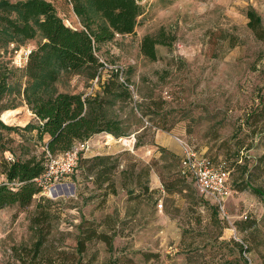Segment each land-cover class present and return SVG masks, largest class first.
Instances as JSON below:
<instances>
[{
	"label": "rangeland",
	"instance_id": "obj_1",
	"mask_svg": "<svg viewBox=\"0 0 264 264\" xmlns=\"http://www.w3.org/2000/svg\"><path fill=\"white\" fill-rule=\"evenodd\" d=\"M47 1L65 25L81 29L67 0ZM141 5L134 34L116 35L97 51L105 67L96 81L64 74L56 84L61 93L94 96L102 95L100 84L112 72L120 82H128L127 97L111 100L105 108L107 119L122 123L124 135L92 136L79 160L114 157L116 194L106 195V184L94 187V174L83 179L78 163L75 174L64 178L52 194L38 195L27 212L16 207L0 211V262L14 261L13 247L33 245L28 216L43 197L52 203L48 240L58 251L75 254L82 225L112 235V252L101 242L88 243L81 264L239 262L234 242L247 249L241 255L248 264H264V196L252 192L264 190V172L254 170L264 155V42L246 26V12L253 11L264 29V0H142ZM162 31L171 40L158 45L157 58L150 61L140 53V43ZM36 43L29 41L17 51L10 45L3 60L15 68L18 53ZM1 121L18 130H0V157L6 152L22 157L21 146L43 155L44 142L35 141V131L23 130L37 125L26 106L16 109L6 123ZM178 140L213 168L225 170L230 188L226 216L192 181L179 176ZM140 169H148V174L138 180ZM161 176L180 177L182 188L168 192ZM143 184L155 194H142Z\"/></svg>",
	"mask_w": 264,
	"mask_h": 264
},
{
	"label": "trees",
	"instance_id": "obj_2",
	"mask_svg": "<svg viewBox=\"0 0 264 264\" xmlns=\"http://www.w3.org/2000/svg\"><path fill=\"white\" fill-rule=\"evenodd\" d=\"M67 1L79 20V30L65 25L53 4L47 0H0V115L10 110L3 113L1 119L6 123L16 109L26 106L37 120V125L28 124L23 130L35 131V141L44 142L45 148L41 156L31 154L27 147L21 146L23 158H15L7 152L0 157V171L5 179L0 183V211L16 207L27 212L42 193L35 179L44 172L45 151L57 156L97 134L106 133L116 138L124 135L122 123L107 119L105 115V108L111 100H121L128 95L129 84L126 80L120 82L117 72H112L107 82L100 84L102 95L61 93L57 91L56 84L64 74H81L88 80L99 77L105 65L97 51L116 35L134 34L138 18L143 14L142 0ZM246 18L247 28L257 40L264 42L261 18L253 11H247ZM34 40H37L36 46L31 49L22 69L13 68L3 60L2 54L10 45L14 46L11 51H17L20 45ZM170 40L163 31L157 38L145 36L139 51L148 60L155 61L156 47L168 45ZM0 130L15 131L18 128L6 126L0 120ZM113 158L96 156L79 162L83 179L94 174L92 184L97 189L106 184V195L116 194L112 180L115 169V164H111ZM208 164L212 167L209 160ZM133 168L134 165L130 168L131 172ZM254 170L264 172V155L258 159ZM178 173L191 182L180 169V159ZM147 174L148 169H140L136 179ZM180 177L168 180L161 176L162 184L168 192L179 186L182 188ZM141 190L149 197L155 194L154 191L149 192L145 184ZM252 192L264 196L263 189H252ZM130 198H136V195ZM214 208L218 212V208ZM28 220L34 234L33 245L29 248L13 247L11 254L14 261H2L0 264H81L80 256L86 252L87 244L92 242H101L109 252L113 251L112 235L98 232L94 227L84 228L83 225L76 241L75 254L58 251L48 240L52 203L43 197L35 202ZM234 245L240 252V261H226L224 264H248L241 255L247 253V249L237 242Z\"/></svg>",
	"mask_w": 264,
	"mask_h": 264
},
{
	"label": "built area",
	"instance_id": "obj_3",
	"mask_svg": "<svg viewBox=\"0 0 264 264\" xmlns=\"http://www.w3.org/2000/svg\"><path fill=\"white\" fill-rule=\"evenodd\" d=\"M30 51V49L21 50L14 60L13 66L17 69H22ZM98 78L96 77L94 81ZM178 142L182 148L180 158V169L182 173L192 181L201 195L208 196L213 200V204L218 208L222 216H226L224 211L225 201L230 195V188L227 184L228 175L221 170L209 166L207 160L189 145L179 140ZM88 148L89 141H85L77 143L72 150L57 156H52L45 151L44 172L40 177L35 179L42 193L54 192L56 187L61 186L60 182L64 178L75 174L79 160L82 157L81 155ZM1 258L2 255L0 252V260Z\"/></svg>",
	"mask_w": 264,
	"mask_h": 264
},
{
	"label": "bare ground",
	"instance_id": "obj_4",
	"mask_svg": "<svg viewBox=\"0 0 264 264\" xmlns=\"http://www.w3.org/2000/svg\"><path fill=\"white\" fill-rule=\"evenodd\" d=\"M49 193L52 194V191H50Z\"/></svg>",
	"mask_w": 264,
	"mask_h": 264
},
{
	"label": "crops",
	"instance_id": "obj_5",
	"mask_svg": "<svg viewBox=\"0 0 264 264\" xmlns=\"http://www.w3.org/2000/svg\"><path fill=\"white\" fill-rule=\"evenodd\" d=\"M156 177V176H155Z\"/></svg>",
	"mask_w": 264,
	"mask_h": 264
},
{
	"label": "water",
	"instance_id": "obj_6",
	"mask_svg": "<svg viewBox=\"0 0 264 264\" xmlns=\"http://www.w3.org/2000/svg\"><path fill=\"white\" fill-rule=\"evenodd\" d=\"M1 120V119H0Z\"/></svg>",
	"mask_w": 264,
	"mask_h": 264
}]
</instances>
